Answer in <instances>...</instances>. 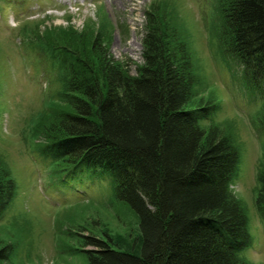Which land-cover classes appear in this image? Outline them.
Masks as SVG:
<instances>
[{"label":"trees","instance_id":"trees-1","mask_svg":"<svg viewBox=\"0 0 264 264\" xmlns=\"http://www.w3.org/2000/svg\"><path fill=\"white\" fill-rule=\"evenodd\" d=\"M218 3L224 53L243 67L247 87L264 93V0ZM160 16L149 14L135 76L100 38L85 53L62 44L64 105L39 124L41 152L74 172H110L117 198L140 217L134 249L84 236L90 264H249L242 257L252 245L249 220L231 190L239 148L219 127L201 126L217 106H191L197 76L190 50ZM259 125L264 133V108ZM258 181L264 221V166ZM15 195V180L1 165L0 219ZM8 249H0V262Z\"/></svg>","mask_w":264,"mask_h":264},{"label":"rangeland","instance_id":"rangeland-1","mask_svg":"<svg viewBox=\"0 0 264 264\" xmlns=\"http://www.w3.org/2000/svg\"><path fill=\"white\" fill-rule=\"evenodd\" d=\"M153 13L170 21L188 45L197 76L191 106H217L201 126L219 127L239 148L231 190L244 206L252 237L242 257L264 264V221L257 208L264 93L247 87L243 67L223 51L218 0H0V166L16 183L0 219V249L10 251L0 264H90L81 251L86 235L110 237L124 251L138 245L140 217L117 198L111 173L74 172L47 159L38 130L48 112L64 105L62 44L85 53L100 38L135 76Z\"/></svg>","mask_w":264,"mask_h":264}]
</instances>
